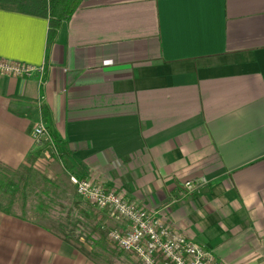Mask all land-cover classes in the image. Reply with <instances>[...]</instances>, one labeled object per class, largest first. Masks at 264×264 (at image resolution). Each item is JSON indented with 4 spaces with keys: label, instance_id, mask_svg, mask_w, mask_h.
Returning <instances> with one entry per match:
<instances>
[{
    "label": "crops",
    "instance_id": "obj_1",
    "mask_svg": "<svg viewBox=\"0 0 264 264\" xmlns=\"http://www.w3.org/2000/svg\"><path fill=\"white\" fill-rule=\"evenodd\" d=\"M48 28L0 2V58L44 67L0 74V163H31L44 124L71 176L156 212L224 264H264V0H82L46 60ZM0 264L97 263L0 212Z\"/></svg>",
    "mask_w": 264,
    "mask_h": 264
},
{
    "label": "rangeland",
    "instance_id": "obj_2",
    "mask_svg": "<svg viewBox=\"0 0 264 264\" xmlns=\"http://www.w3.org/2000/svg\"><path fill=\"white\" fill-rule=\"evenodd\" d=\"M53 142L54 147L45 143L31 163L10 174L15 181L11 193L18 208L15 212H20V205L24 203L32 217L34 204H40L41 212L34 222L88 250L97 264H142L135 254L121 250L108 239L107 233L112 226L93 219L97 213L76 193L71 173ZM24 192L28 193L25 200L22 198Z\"/></svg>",
    "mask_w": 264,
    "mask_h": 264
},
{
    "label": "built area",
    "instance_id": "obj_3",
    "mask_svg": "<svg viewBox=\"0 0 264 264\" xmlns=\"http://www.w3.org/2000/svg\"><path fill=\"white\" fill-rule=\"evenodd\" d=\"M43 71V66L0 58L1 75L28 78ZM32 138L39 148L45 143L54 147L44 124L33 129ZM72 181L78 196L91 206L110 209L118 220L127 223L125 227L109 229L108 239L121 250L135 254L142 264H224L206 244L174 230L156 212L129 201L116 190L107 189L91 178L72 176ZM198 186L192 179L184 182L188 190L194 191Z\"/></svg>",
    "mask_w": 264,
    "mask_h": 264
},
{
    "label": "trees",
    "instance_id": "obj_4",
    "mask_svg": "<svg viewBox=\"0 0 264 264\" xmlns=\"http://www.w3.org/2000/svg\"><path fill=\"white\" fill-rule=\"evenodd\" d=\"M81 1L82 0H0V2L18 4L22 13L48 19L49 28L46 42V60L48 58V51L56 37L57 29L63 21L70 18ZM47 115L46 113V117ZM39 153L40 151H38L36 155H39ZM14 172L15 170L9 169L0 163V212L34 222L35 216L41 212L40 204H36V206L34 204V216L32 217H29L30 211L25 209L24 203L20 205V212H15L18 208L15 206V199L11 197V193L14 191L12 187L15 186V181L10 177V174ZM27 196L28 193L24 192L22 194L23 200H25ZM40 226L49 230L46 226Z\"/></svg>",
    "mask_w": 264,
    "mask_h": 264
}]
</instances>
